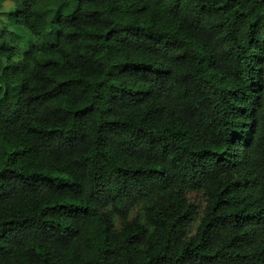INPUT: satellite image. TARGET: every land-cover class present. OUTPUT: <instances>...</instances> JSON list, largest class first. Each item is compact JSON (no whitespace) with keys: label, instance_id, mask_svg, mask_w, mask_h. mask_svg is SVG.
Returning a JSON list of instances; mask_svg holds the SVG:
<instances>
[{"label":"trees","instance_id":"obj_1","mask_svg":"<svg viewBox=\"0 0 264 264\" xmlns=\"http://www.w3.org/2000/svg\"><path fill=\"white\" fill-rule=\"evenodd\" d=\"M0 264H264V0L0 12Z\"/></svg>","mask_w":264,"mask_h":264},{"label":"rangeland","instance_id":"obj_2","mask_svg":"<svg viewBox=\"0 0 264 264\" xmlns=\"http://www.w3.org/2000/svg\"><path fill=\"white\" fill-rule=\"evenodd\" d=\"M13 7V0H2L0 3V12H7L8 10H11ZM194 229V226H192L191 230Z\"/></svg>","mask_w":264,"mask_h":264}]
</instances>
